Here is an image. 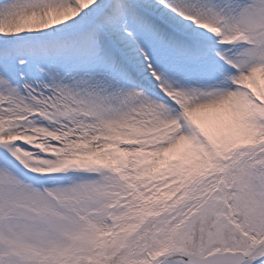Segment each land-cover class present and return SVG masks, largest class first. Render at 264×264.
I'll list each match as a JSON object with an SVG mask.
<instances>
[{
  "label": "snow or ice",
  "instance_id": "snow-or-ice-1",
  "mask_svg": "<svg viewBox=\"0 0 264 264\" xmlns=\"http://www.w3.org/2000/svg\"><path fill=\"white\" fill-rule=\"evenodd\" d=\"M0 264H264V0H0Z\"/></svg>",
  "mask_w": 264,
  "mask_h": 264
}]
</instances>
